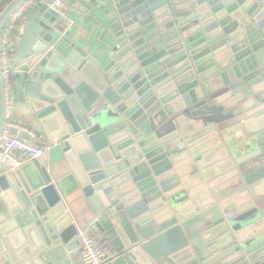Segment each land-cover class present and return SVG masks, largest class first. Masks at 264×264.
Returning <instances> with one entry per match:
<instances>
[{
  "label": "water",
  "instance_id": "water-1",
  "mask_svg": "<svg viewBox=\"0 0 264 264\" xmlns=\"http://www.w3.org/2000/svg\"><path fill=\"white\" fill-rule=\"evenodd\" d=\"M27 1L0 12V45ZM113 2L37 0L25 18L18 98L70 172L0 178V264H71L87 226L114 264H264V0ZM59 5L111 33L100 61ZM5 116L0 52V140Z\"/></svg>",
  "mask_w": 264,
  "mask_h": 264
},
{
  "label": "crops",
  "instance_id": "crops-1",
  "mask_svg": "<svg viewBox=\"0 0 264 264\" xmlns=\"http://www.w3.org/2000/svg\"><path fill=\"white\" fill-rule=\"evenodd\" d=\"M93 4V9L96 15L101 16L104 10L113 7V0H91ZM4 2L3 0H0ZM58 10L61 13L62 19L65 20L67 29H71V34L73 36L72 42L79 47L88 56L100 61L106 54V51L110 49L113 44V37L110 32H108L103 26L96 27L92 24L86 25L83 19L74 11L73 6L66 7L64 5H59ZM30 11V10H29ZM26 12L23 19L20 20L14 27L11 34V42L9 47V55L12 61V66L15 69V74L13 77V90L14 97L11 107V116L14 121L27 127L35 134L33 142L38 145H50V150L47 152L40 160L35 161V167L39 171L46 170V173L52 177V179H61L70 172V167L67 163H61L62 158V145L60 143L59 136L50 139L47 135L46 129L42 125V119L40 117V107L33 106L30 103L29 95L24 94V101H20L18 94L20 91L17 89V80L23 77L24 74L18 72L19 68L23 63H19L17 59L18 48L23 40L25 34ZM101 19V18H100ZM56 132V131H55ZM27 137H30L27 135ZM21 169V168H20ZM8 167L5 165H0V178L7 173ZM1 201V200H0ZM1 206V203H0ZM89 229L91 235L95 239L96 243L103 247L109 255H112L111 245L107 239L99 232L95 233ZM98 231V230H96ZM77 244V240H74ZM68 259L71 264H84L81 260L78 245L72 252L68 253ZM104 264H114L112 262L106 261Z\"/></svg>",
  "mask_w": 264,
  "mask_h": 264
},
{
  "label": "built area",
  "instance_id": "built-area-1",
  "mask_svg": "<svg viewBox=\"0 0 264 264\" xmlns=\"http://www.w3.org/2000/svg\"><path fill=\"white\" fill-rule=\"evenodd\" d=\"M37 0H28L19 7L6 23L1 35V65L6 99L4 130L0 140V165L8 167L7 173L20 169L27 163L40 160L50 150V145H38L33 142L35 134L27 127L12 119L13 77L15 69L9 55L11 34L15 25L31 10ZM29 135L30 137H27ZM81 260L84 264H104L109 259L108 252L98 245L89 229L78 228L76 235Z\"/></svg>",
  "mask_w": 264,
  "mask_h": 264
},
{
  "label": "trees",
  "instance_id": "trees-1",
  "mask_svg": "<svg viewBox=\"0 0 264 264\" xmlns=\"http://www.w3.org/2000/svg\"><path fill=\"white\" fill-rule=\"evenodd\" d=\"M4 2H1L2 5H0V12L3 10V8L8 4L11 0H3Z\"/></svg>",
  "mask_w": 264,
  "mask_h": 264
}]
</instances>
